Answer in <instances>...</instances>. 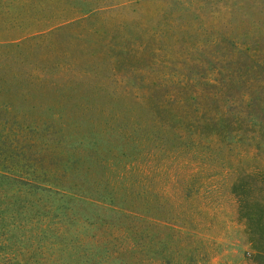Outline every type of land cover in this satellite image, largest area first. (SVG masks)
Listing matches in <instances>:
<instances>
[{"label":"rangeland","instance_id":"1","mask_svg":"<svg viewBox=\"0 0 264 264\" xmlns=\"http://www.w3.org/2000/svg\"><path fill=\"white\" fill-rule=\"evenodd\" d=\"M0 264H264V0H0Z\"/></svg>","mask_w":264,"mask_h":264},{"label":"trees","instance_id":"2","mask_svg":"<svg viewBox=\"0 0 264 264\" xmlns=\"http://www.w3.org/2000/svg\"><path fill=\"white\" fill-rule=\"evenodd\" d=\"M59 193L65 197H76V198H81V199H85V197L83 195H80L79 193H72V192H69L67 190H62V191H59Z\"/></svg>","mask_w":264,"mask_h":264}]
</instances>
